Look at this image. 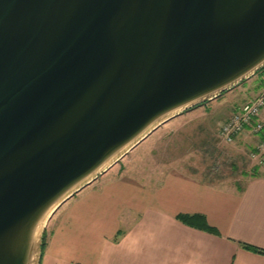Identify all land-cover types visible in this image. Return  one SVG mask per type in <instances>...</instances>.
<instances>
[{
    "label": "water",
    "instance_id": "95a60500",
    "mask_svg": "<svg viewBox=\"0 0 264 264\" xmlns=\"http://www.w3.org/2000/svg\"><path fill=\"white\" fill-rule=\"evenodd\" d=\"M264 68V0H0V264L152 132Z\"/></svg>",
    "mask_w": 264,
    "mask_h": 264
},
{
    "label": "crops",
    "instance_id": "0c3cea01",
    "mask_svg": "<svg viewBox=\"0 0 264 264\" xmlns=\"http://www.w3.org/2000/svg\"><path fill=\"white\" fill-rule=\"evenodd\" d=\"M230 105L214 109H228L226 120L239 106ZM261 139L264 132L246 131L234 142L251 152ZM253 161L242 185L171 167L133 171L118 161L53 215L40 264H264V253L242 245L264 250V163Z\"/></svg>",
    "mask_w": 264,
    "mask_h": 264
},
{
    "label": "rangeland",
    "instance_id": "374dc122",
    "mask_svg": "<svg viewBox=\"0 0 264 264\" xmlns=\"http://www.w3.org/2000/svg\"><path fill=\"white\" fill-rule=\"evenodd\" d=\"M258 75L212 100L218 102L212 104L208 101L199 108H191L172 118L138 144L125 159L121 158L119 163L123 162L133 171H151L156 168L164 171L166 167H171L199 174L214 182L225 180L244 184L245 174L252 173L255 162L252 163L253 159L248 157L251 152L245 144L234 142L239 146L238 149L235 144L225 143L221 139L219 126L225 119L221 117L227 115L228 109L219 112L214 106L224 102L230 111L231 102L241 105L247 101L249 90ZM48 226L49 223L45 227L47 234Z\"/></svg>",
    "mask_w": 264,
    "mask_h": 264
},
{
    "label": "built area",
    "instance_id": "2783aa9c",
    "mask_svg": "<svg viewBox=\"0 0 264 264\" xmlns=\"http://www.w3.org/2000/svg\"><path fill=\"white\" fill-rule=\"evenodd\" d=\"M260 75L263 84L260 93L235 108L230 117L220 124L219 135L225 143L232 144L235 136L246 131L255 134L264 132V119L261 117L264 109V72ZM250 158L259 164L264 163V139L251 151Z\"/></svg>",
    "mask_w": 264,
    "mask_h": 264
},
{
    "label": "trees",
    "instance_id": "16d2710c",
    "mask_svg": "<svg viewBox=\"0 0 264 264\" xmlns=\"http://www.w3.org/2000/svg\"><path fill=\"white\" fill-rule=\"evenodd\" d=\"M262 72H264V68H262L257 73L260 75V74H262ZM198 106H200V105H198ZM189 218H191V217L190 216H186V215L185 216H182V215L178 216V219H180L183 222H187ZM206 230L209 231V232H211V233L219 234L218 231L215 228H213L211 226H208V225L206 226ZM118 235L120 237L122 235V232H119ZM46 241H47V232L44 233L43 248L46 245ZM242 245H243L244 248H246L248 250H251V251H254V252H258V253H264V250L263 249H260V248H257V247H253V246H251L249 244H246V243H242Z\"/></svg>",
    "mask_w": 264,
    "mask_h": 264
}]
</instances>
